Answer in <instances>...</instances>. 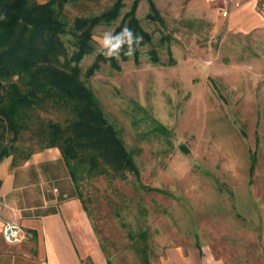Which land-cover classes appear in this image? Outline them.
Masks as SVG:
<instances>
[{
  "label": "rangeland",
  "instance_id": "374dc122",
  "mask_svg": "<svg viewBox=\"0 0 264 264\" xmlns=\"http://www.w3.org/2000/svg\"><path fill=\"white\" fill-rule=\"evenodd\" d=\"M114 1L68 0L63 16L72 24L76 16L98 14ZM133 1L125 0L119 19L98 25L93 36L113 31ZM260 1L254 13L261 22L245 28L240 17L246 14L250 20V11L230 23L220 2L154 0L165 17L162 24L147 17L149 0H141L137 16L153 34V44L141 47L139 62L134 56L121 61L120 70L104 63L84 78L133 151L141 181L162 190L138 188L134 174L125 180L98 177L82 185L101 247L113 264H146L145 257L151 264L177 244L212 248L233 258L245 249L256 251L262 218L257 199L264 198ZM167 34L170 40L162 43ZM70 37L63 36L71 53ZM93 43L95 52L81 60L84 68L99 47ZM154 47L162 63L151 60ZM66 115L59 108L40 110L44 121H64ZM32 130L20 134L19 144L27 151L40 147ZM242 194L253 202L241 204Z\"/></svg>",
  "mask_w": 264,
  "mask_h": 264
},
{
  "label": "trees",
  "instance_id": "16d2710c",
  "mask_svg": "<svg viewBox=\"0 0 264 264\" xmlns=\"http://www.w3.org/2000/svg\"><path fill=\"white\" fill-rule=\"evenodd\" d=\"M67 1L0 0V162L12 156L15 166L37 150L57 146L83 202L82 185L98 177L125 180L134 174L138 188L162 191L141 181L133 151L127 148L120 130L108 119L100 98L84 79L92 77L104 63L120 70L121 61L131 57L121 53L119 60L106 59L97 51L92 63L81 66V60L95 52V28L119 19L125 0H115L98 14L76 16L72 24L63 16ZM140 1H133L112 31L115 34L127 26L143 37L134 55L136 62L141 47L153 44V34L137 16ZM149 4L147 17L166 24L154 0ZM67 34L74 46L71 53L63 38ZM165 40H170L169 34L161 38L162 43ZM150 57L154 63H162L155 47ZM51 107L66 111L64 121L40 119V110ZM29 129L38 136L40 147L27 151L19 140L20 134ZM85 208L91 217V210L87 205ZM108 262L113 264L110 259ZM145 263L150 264L146 257Z\"/></svg>",
  "mask_w": 264,
  "mask_h": 264
},
{
  "label": "crops",
  "instance_id": "0c3cea01",
  "mask_svg": "<svg viewBox=\"0 0 264 264\" xmlns=\"http://www.w3.org/2000/svg\"><path fill=\"white\" fill-rule=\"evenodd\" d=\"M236 1L240 6H234ZM257 2L231 0L226 15L230 23L242 12L250 11V20L246 14L240 17L242 26L250 28L252 23L256 24L260 19L254 13ZM12 161L13 157L9 156L0 162V264H87L86 260L90 264H109L61 149L51 146L37 150L15 166ZM249 173L252 181L251 167ZM257 200V209L261 206L257 212L262 218H259L256 251L251 249L249 254L245 249L233 258L212 248L191 250L177 244L168 247L151 264H264V198ZM239 201L246 205L253 199L242 194ZM7 221L23 227L25 236L21 242L10 243L4 239L2 230Z\"/></svg>",
  "mask_w": 264,
  "mask_h": 264
},
{
  "label": "clouds",
  "instance_id": "9594fccd",
  "mask_svg": "<svg viewBox=\"0 0 264 264\" xmlns=\"http://www.w3.org/2000/svg\"><path fill=\"white\" fill-rule=\"evenodd\" d=\"M93 39L99 45L97 49L99 54L106 59L119 60L121 53L125 57H133L143 37L136 35L131 28L124 26L118 33L105 31L101 36H93Z\"/></svg>",
  "mask_w": 264,
  "mask_h": 264
},
{
  "label": "built area",
  "instance_id": "2783aa9c",
  "mask_svg": "<svg viewBox=\"0 0 264 264\" xmlns=\"http://www.w3.org/2000/svg\"><path fill=\"white\" fill-rule=\"evenodd\" d=\"M219 1L223 3V6L221 7L222 13L224 15H228L229 8L227 4L231 2V0H219ZM235 5L239 6L240 2L236 1ZM258 5H259L258 8L264 11V0L260 1ZM2 232L4 239L10 243H19L24 239L25 236L23 227L15 221L5 222Z\"/></svg>",
  "mask_w": 264,
  "mask_h": 264
}]
</instances>
